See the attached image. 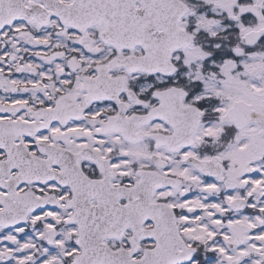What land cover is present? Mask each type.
Listing matches in <instances>:
<instances>
[{
    "label": "snow or ice",
    "instance_id": "snow-or-ice-1",
    "mask_svg": "<svg viewBox=\"0 0 264 264\" xmlns=\"http://www.w3.org/2000/svg\"><path fill=\"white\" fill-rule=\"evenodd\" d=\"M0 264H264V0H0Z\"/></svg>",
    "mask_w": 264,
    "mask_h": 264
}]
</instances>
